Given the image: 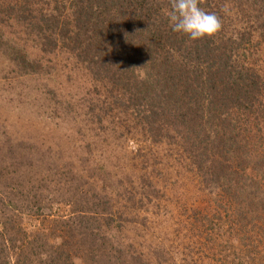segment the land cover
<instances>
[{
	"label": "rangeland",
	"instance_id": "obj_1",
	"mask_svg": "<svg viewBox=\"0 0 264 264\" xmlns=\"http://www.w3.org/2000/svg\"><path fill=\"white\" fill-rule=\"evenodd\" d=\"M222 1V29L213 41L232 51L238 68L255 71L252 79L264 101V0ZM34 6L35 28L0 22V223L11 217L25 231L33 229L27 231L30 238L43 233L39 241L44 246L53 240L58 247L76 223L77 211L89 207L112 211L116 222L107 228L112 244L103 243V264L109 259L121 264H264V258L252 259L257 253L249 255L256 244L261 247L257 256L264 254L263 221L252 228L229 224L225 234H211L228 218L214 215L210 186L220 168L208 162L225 163L228 154L200 157L185 129L163 117L150 125L152 131L144 129L145 118L128 101L137 85L100 76L77 58L71 42L78 32L72 23L75 10L61 17L55 12L57 25L46 30L38 11L42 2ZM67 22L71 24L65 26ZM134 70L147 71L139 63ZM191 70L219 83L215 67ZM199 97L206 98L205 91ZM248 120L253 134L261 137L253 116ZM10 185L19 190L20 200L7 195ZM94 223L106 222L100 218ZM20 230L13 237L23 253L8 251L6 257L0 250V264H39L45 257L44 248L37 256L36 248L24 244L22 239H30ZM105 232L94 242L80 239L78 243L86 241L80 250L97 248ZM210 243L215 245L213 258Z\"/></svg>",
	"mask_w": 264,
	"mask_h": 264
},
{
	"label": "trees",
	"instance_id": "obj_2",
	"mask_svg": "<svg viewBox=\"0 0 264 264\" xmlns=\"http://www.w3.org/2000/svg\"><path fill=\"white\" fill-rule=\"evenodd\" d=\"M38 1L43 5L38 11L43 14L40 21L44 22L46 30L57 25L55 12L61 17L66 10H75L71 14L72 23L78 32L71 37V42L77 46L73 49L78 50L77 58L96 69L100 76L125 86L130 83L137 85L133 87L135 94L128 96V101L136 107L138 117L145 118L144 129L150 132V125L155 122L172 120L173 125L179 124L185 129L186 140L197 146L200 157L210 159L219 151L228 154L225 163L223 159H210L208 162L210 166L212 162L214 165L218 163L220 168V174L210 186L217 205L214 215L219 219L228 218L221 226L217 223L211 234H225L223 231L229 224L236 228L248 225L252 228L260 221L264 222V122H261L264 121V101L263 91L252 79L255 71L246 69L244 72L238 68L231 59L232 51L214 42L213 38L191 41L185 35L172 31L165 14L170 10V0H12L9 3L0 0V22L16 21L35 28L37 16L34 5ZM200 6L218 15L224 8V1L200 0ZM217 7L218 11H215ZM70 24L67 22L65 26ZM138 63L144 71L147 69L145 75L134 70ZM205 64L217 69L218 84L215 78L200 79L201 75L191 70L195 67L202 69ZM193 75L195 80L191 83ZM131 88L128 87L127 91ZM201 91H205L206 98L199 97ZM161 100H165L163 105ZM250 116H253L258 131L260 129L261 137L253 134L254 126L248 120ZM17 184L22 183L18 181ZM9 188L12 191L5 193L20 200L19 190L12 185ZM104 203L107 204L106 201ZM97 206L101 208V204ZM77 212L76 223H71V230L58 247L53 240L44 246L39 241L44 238L43 233L38 235L35 232L30 238L27 231H33L32 228L25 231L22 223H12L11 217H5L7 220L0 223L1 252L6 257L8 251L17 256L23 253V247H18L19 239L13 237L14 230L16 232L19 227V232L24 231L20 234L30 239V242L22 241L27 247L36 248L37 256L45 249V257L39 258V264H103V243L112 244L107 238V228L116 223L113 212L89 207ZM100 218H104L106 223H94ZM103 232L105 241L96 244L97 248L80 250L81 244L86 242L78 243L80 239L101 240ZM45 238L47 241L48 233H45ZM209 246L213 258L215 245L210 243ZM252 247L254 249L251 248L249 255H258L260 245ZM257 255L252 259L261 262L264 254ZM229 258L226 256L225 260ZM110 262L121 264L112 259L104 261V264Z\"/></svg>",
	"mask_w": 264,
	"mask_h": 264
},
{
	"label": "clouds",
	"instance_id": "obj_3",
	"mask_svg": "<svg viewBox=\"0 0 264 264\" xmlns=\"http://www.w3.org/2000/svg\"><path fill=\"white\" fill-rule=\"evenodd\" d=\"M172 31L191 41L212 38L222 29V21L214 12L200 6V0H170L166 13Z\"/></svg>",
	"mask_w": 264,
	"mask_h": 264
}]
</instances>
